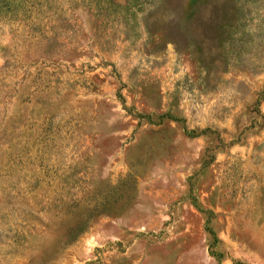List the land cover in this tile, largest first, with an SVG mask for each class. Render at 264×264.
Masks as SVG:
<instances>
[{"label":"rangeland","instance_id":"1","mask_svg":"<svg viewBox=\"0 0 264 264\" xmlns=\"http://www.w3.org/2000/svg\"><path fill=\"white\" fill-rule=\"evenodd\" d=\"M0 264H264V0H0Z\"/></svg>","mask_w":264,"mask_h":264}]
</instances>
